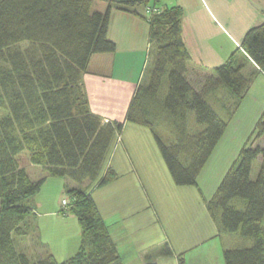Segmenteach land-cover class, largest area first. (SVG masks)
<instances>
[{"label": "trees", "instance_id": "1", "mask_svg": "<svg viewBox=\"0 0 264 264\" xmlns=\"http://www.w3.org/2000/svg\"><path fill=\"white\" fill-rule=\"evenodd\" d=\"M102 1L108 4L103 11L93 8L94 0H0V53L22 41L40 45L38 50L20 51L22 62L13 55L12 72L0 76L13 112L0 122V264H124L117 241L86 188L88 180L100 187L119 177L106 160L115 134L125 123L116 119L106 123L94 113L83 83L92 56L116 50L108 27L111 4L118 0ZM125 1L156 6L160 0ZM156 7L143 15L150 23L154 64L148 79L138 84L125 121L149 127L174 182L197 186L203 193L199 175L229 124L208 94L224 87L237 104L245 99L251 84L250 74L244 72L247 61L264 70V22L247 31L241 42L243 53L234 51L207 74H191L183 8ZM35 110L43 114L45 123L32 117ZM16 122L26 133L18 139L9 132ZM163 128H169L172 141L163 138ZM255 135L264 139V114L256 123ZM24 140L30 144L31 160L45 165L47 175L32 178L20 165L18 153ZM258 158L260 169L252 178ZM48 173L75 183L68 187L71 197L63 212L78 218L81 245L64 261L51 253L34 261L14 243V235L24 233V222L35 213L27 200L42 189ZM206 205L218 224V235L237 234L243 240L224 249L225 263L264 264V144L242 148ZM164 254H172L170 246ZM182 255L179 264H186ZM146 264L157 262L149 255Z\"/></svg>", "mask_w": 264, "mask_h": 264}, {"label": "rangeland", "instance_id": "2", "mask_svg": "<svg viewBox=\"0 0 264 264\" xmlns=\"http://www.w3.org/2000/svg\"><path fill=\"white\" fill-rule=\"evenodd\" d=\"M98 2L102 5L104 1L94 0V9H98ZM153 3L150 1L149 4ZM33 49H40V45L22 41L0 53V76L7 74L6 71L12 72L13 55L16 62H22L18 53ZM152 63L153 57L150 55L144 70V81L149 77ZM197 72L207 74V71H190L191 74ZM1 83L0 78V122L13 115L10 97ZM249 92L250 88L246 97ZM246 97L237 104L224 87H218L208 94L212 105L229 124L199 175L203 193L197 186L177 185L174 182L149 127L125 121L127 110L123 112L122 109L120 115H116L120 117L116 120L125 123L121 133H116L113 138L106 163L112 155L119 169L112 166L119 177L100 187L88 180L86 188L92 191L100 204L99 209L118 243L124 264H146L149 255L155 258L157 264H179L180 254H183L186 264H226L224 249L243 242L237 234L218 235V224L207 208L206 199L213 197L222 176L240 158L245 145L264 144V139H258L255 135L256 123L264 114V103L260 102V108L251 120L252 127L247 129L246 124L249 123L245 124L247 121L241 118L245 113ZM41 115L32 112V117L37 118L36 122L43 121ZM108 120L104 118L103 121L107 123ZM39 126L37 124L33 131ZM9 132L17 139L26 134L18 122ZM161 133L165 140L172 141L174 138L169 128H163ZM29 145L26 140L21 145L18 153L20 165L27 169L32 178L47 175L45 165L31 160ZM260 165L258 158L252 167V178H256ZM73 184L66 176L48 173L42 189L27 200L35 207L36 214L30 215L24 222L23 234L14 235L18 251L26 252L34 261L49 253L57 260L64 261L78 251L81 245L80 223L70 211L63 212L66 199L71 197L68 187ZM166 245L170 246L172 254H164ZM86 249L91 248L88 246Z\"/></svg>", "mask_w": 264, "mask_h": 264}, {"label": "crops", "instance_id": "3", "mask_svg": "<svg viewBox=\"0 0 264 264\" xmlns=\"http://www.w3.org/2000/svg\"><path fill=\"white\" fill-rule=\"evenodd\" d=\"M128 2L111 4L108 37L116 43V50L95 53L83 75L91 110L110 120L120 118L116 115L122 109L127 110L145 75L148 57H153L152 66L155 60L149 43L150 23L143 16L148 15L147 4ZM98 3L101 11L108 5L105 1ZM170 5H180L184 10L183 37L191 54L190 71H210L234 51L243 53L241 42L247 31L264 22V0H160L156 6ZM244 71L252 78L241 116L249 129L260 102L264 103V70L248 60ZM114 160L111 155L106 164L119 169Z\"/></svg>", "mask_w": 264, "mask_h": 264}, {"label": "built area", "instance_id": "4", "mask_svg": "<svg viewBox=\"0 0 264 264\" xmlns=\"http://www.w3.org/2000/svg\"><path fill=\"white\" fill-rule=\"evenodd\" d=\"M156 10H158V8L156 6H146V13L147 14H151L152 12H155Z\"/></svg>", "mask_w": 264, "mask_h": 264}]
</instances>
